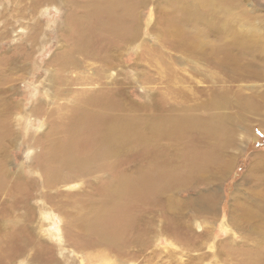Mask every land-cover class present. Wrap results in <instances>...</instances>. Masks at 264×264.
Wrapping results in <instances>:
<instances>
[{
    "label": "rangeland",
    "instance_id": "1",
    "mask_svg": "<svg viewBox=\"0 0 264 264\" xmlns=\"http://www.w3.org/2000/svg\"><path fill=\"white\" fill-rule=\"evenodd\" d=\"M87 2L88 0H50L33 11L30 0H0L1 168L19 172L23 167L25 175L29 178L41 177L40 171L32 169L29 165L44 147V143L36 139L47 132L48 128L59 129L62 120L72 113L74 104V94L58 95V88L66 89L67 84L55 80L63 75L55 63L48 62L55 58L56 54L59 55V52L62 55L71 50L72 38L77 39L80 36L73 22L88 20L83 17L88 6ZM114 3L116 2L110 1L108 28L106 25L103 27L98 25L100 22L105 23L107 19L98 23L91 22L94 25L89 26L90 37L96 34L100 40L99 47L102 44L107 47L96 50V56L83 61L85 65V69L82 68L83 75L85 77L91 75L94 80L89 85L88 83L72 84L73 92L83 87L93 88L95 91L102 88L111 90L110 97L113 96L112 92H115L114 96L117 95V100L127 103L124 111L129 113L130 117L137 115L143 117L142 127L145 134L150 132L152 125L154 128L158 123L156 119L158 120L159 111L173 112L175 115L169 116L175 118L181 116L192 120L194 117L193 121L197 122L196 124L191 120L187 121L195 125L194 129L197 130L199 121L211 117L210 114H224L234 123L227 134L231 133L235 139L229 147L234 163L229 166L230 169L222 176L219 183L215 184L207 180L192 188L178 190V196L186 200L203 193L210 195L214 188H217L221 200L219 216L187 208L182 215L176 212V223L173 224L174 220L171 222L169 217L166 218L163 211H160V220L156 225L151 226L149 223L151 227L144 237L145 244L130 242L138 234L136 229L132 230L126 237V245L120 243L119 250L108 251L109 262L110 264H241L244 262V257L231 251L226 252L227 244L237 249L247 244L258 249L261 246L254 240L257 234L248 236L231 225L225 229L224 225L229 223L228 211L232 192L249 188L251 184H247L245 178L249 174L250 167L264 160V112L255 111L251 106L244 107V111L240 110L242 103L240 99L234 98L236 95L250 96L254 93L258 95L259 102L264 104V80H261L263 78L231 80L224 73L220 62L231 60L236 62L234 65L238 67L247 62L246 57L239 58L241 56L237 51L241 37H258L262 40L259 45L262 44L261 46L264 47V0H143V3L137 4ZM100 8V11L107 12L105 7ZM72 12L77 16H70ZM77 17L81 19H75ZM129 22L130 28L119 33V29L123 26L120 24L126 25ZM87 23L82 24L85 28L81 29H87ZM30 24H38L41 29L37 42L27 43L32 45L31 53L25 54L20 48L21 44L25 43L21 32L29 29ZM6 29L8 33L5 32ZM18 48L22 49L21 52ZM233 53L238 54L233 56ZM79 57L83 60L82 55ZM106 57H110V68L105 67L106 64L102 61ZM77 71L80 72V70L71 72L69 78L75 76ZM216 96L221 98L228 96L229 105H222L221 108L214 106L210 102L215 100ZM197 130L194 132L202 133ZM170 142V139L160 137L154 145L159 148V152L161 149L162 152H168L169 156H176L180 167L185 163L187 156L186 144ZM113 159L110 156V163ZM135 160L132 158L128 160L129 163L125 161V164L128 167L130 165L133 168H140L142 171L156 165V160L150 158L141 157L136 162ZM75 182L62 183L63 186L60 184L59 191L76 193L81 183ZM66 198L69 196L62 195L57 199L62 201ZM32 202L36 205L39 203L37 199ZM20 212L23 213L17 211L11 217L20 220L23 217ZM53 216L56 226L61 227L64 232L66 222L61 217L63 214L58 213V209H54ZM47 217L49 216L37 211L30 225L38 236L43 235L37 237L39 240L42 238V242L39 241L38 245L39 248L43 246L49 251L50 264L103 263L95 254V256L92 254L94 258L90 261L88 252L85 254L88 250H83L77 244V236L86 235L85 229H74L71 234L64 232L65 235L62 232L64 240L61 243L53 235L56 228L51 225V220ZM149 217L151 218L152 215ZM188 219H190L189 223ZM100 249L101 247H97L94 251L99 252ZM34 252L31 250L30 256ZM25 262L18 260L16 264H30Z\"/></svg>",
    "mask_w": 264,
    "mask_h": 264
},
{
    "label": "bare ground",
    "instance_id": "2",
    "mask_svg": "<svg viewBox=\"0 0 264 264\" xmlns=\"http://www.w3.org/2000/svg\"><path fill=\"white\" fill-rule=\"evenodd\" d=\"M47 1L50 0H30V5L35 11ZM110 1L119 5L130 2L134 4L143 3V0H88L86 11L83 12V17L88 20L82 21L80 17H77L75 19H81V21L75 20L73 22L76 24L80 36L77 39L70 37L73 41L71 50L62 55L59 52V55L56 54L55 58L48 62L55 63L63 75L60 78L57 75L58 78L55 80L67 84L66 89L58 88V95L74 94V104L72 113L62 120L59 129L51 130L48 128L47 132L36 139L43 142L44 147L39 154H35V158L29 165L32 169L40 171L41 177L32 176L29 178L25 175L26 172L23 167L19 172H13L11 169L5 170L0 166V264H16L18 260L30 264L34 262L51 263L49 251L43 246L39 248L38 243L39 241L42 242V238L38 239L40 235L38 236L30 225L37 211L49 216L47 218L51 220V225L56 228L53 235L61 243L64 240L63 234H69L74 229H85L86 235L79 234L77 236V244L83 250H88L85 254L88 252L90 261L96 255L105 264H110L108 251L119 250L118 245L120 243L126 245V237L132 230L136 229L138 234L130 242L145 244L144 237L149 232L150 227L156 225L157 221L160 220V211H163V215L166 218L169 217L171 222L174 220L173 224L176 223L177 213L182 215L187 208L213 213L214 216L220 215L219 204L221 200L217 194V188H214L210 195L203 193L186 200H182L178 196V190L192 188V186L203 184L207 180L215 184L219 183L222 176L230 169L229 166L234 163L233 154L229 151V147L233 144L235 137H232L231 133L227 134L234 123L230 119L228 120L226 115L210 114L211 117H205L206 120L199 121V129L197 130L194 129L195 125L187 121L191 119L181 116L175 118L169 116L175 115L173 112L159 111L158 120L156 119L158 123L154 125V128L152 125L150 132L145 134L142 127L143 117H138L140 115L130 117L129 113L124 111L127 103L117 100V95L114 96L115 92H112V97H110L111 90L108 91L104 88L95 91L93 88L79 87V91L73 92L72 84L88 83L89 85L94 80L91 75L85 77L82 73L85 69L84 59L94 56L96 50L100 48L107 49L104 44L99 47V38L96 34L90 37L88 32L91 30L89 26L94 25L95 21L98 23V21L107 19V22H100L101 24L98 25H102L101 27L108 25ZM100 7H105L107 12L100 11ZM69 15L77 16L73 12ZM86 22H88L87 29H81L85 28L82 24ZM120 25L123 26L119 29V33L130 28L131 23ZM97 28L99 29V27ZM40 29V25L30 24L29 29L21 32L25 43H22L20 48L24 50L25 54L32 49L30 48L32 45L27 43L29 41L30 43L37 42ZM241 38L240 43L235 44L239 48V50L237 49L239 56H241L239 58L246 57L247 62L240 67L234 65L236 62L231 60H226L227 62L224 61V63L220 62L224 73L228 78L236 81L260 78L264 80V47L261 46L262 44L259 45L262 40L258 37ZM20 48L18 49L21 52L22 49L20 50ZM76 54H81L83 60L79 57L81 55L77 56ZM218 60L221 61V59ZM102 61L106 64L105 67L110 68V57L103 58ZM76 70H80V72L77 71L75 76L69 78V74ZM100 76L98 75V77ZM52 77L56 78L55 76ZM227 98L216 96L215 100H211L210 103L221 108L222 105H229ZM237 98L242 103L240 110L251 106L255 111L264 112V104L259 102L257 94L236 95L234 99ZM193 122L194 124L197 123ZM196 130L202 133L194 132ZM160 137L170 139V143L174 141L175 144H182V142L186 144L187 149L184 146L187 150H185L187 153L184 160L185 165L182 164L179 167L176 156H173L176 158L174 159L166 151L162 152L160 149L159 152V148L155 147L154 144ZM110 156L114 158L111 163ZM141 157L156 160L154 167L144 170L149 173H144L140 168H133L130 165L128 167L125 164V161L129 163L128 160L134 158L136 162ZM249 175L250 177H248ZM245 179L247 184H251V186L247 189H241L242 191L237 189V192H232L228 211L229 223L225 224L224 227L228 229V226L231 225L248 236L253 233L257 234L254 240L261 247L257 249L245 241L247 245L239 246L238 249L227 244L226 252L231 251L243 256L244 262L241 264H264V160L252 164ZM75 181L78 184L81 183V187L76 193L59 191L60 184ZM50 190L54 192L52 193ZM62 195H68L69 198L63 199L62 202L57 199L58 197L61 198ZM35 199L39 202L37 205L32 202ZM54 209H58V213L63 214L61 217L66 222L65 233L60 229L61 227L56 226L55 216H53ZM17 211H23V213L20 212L23 216L20 220L11 217ZM149 215L152 217L150 218ZM189 221L190 219H188V223ZM39 224L41 225V223ZM97 247H101L99 252L94 251ZM31 250L35 252L30 256ZM83 256L85 257V255Z\"/></svg>",
    "mask_w": 264,
    "mask_h": 264
},
{
    "label": "crops",
    "instance_id": "3",
    "mask_svg": "<svg viewBox=\"0 0 264 264\" xmlns=\"http://www.w3.org/2000/svg\"><path fill=\"white\" fill-rule=\"evenodd\" d=\"M105 22H107V21H105ZM108 25H110V21L108 22Z\"/></svg>",
    "mask_w": 264,
    "mask_h": 264
}]
</instances>
